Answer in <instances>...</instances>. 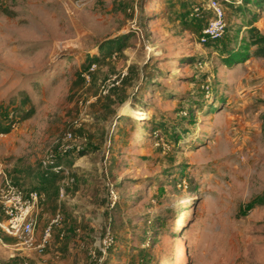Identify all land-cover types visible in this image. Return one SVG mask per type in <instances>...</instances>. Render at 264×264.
<instances>
[{
    "label": "rangeland",
    "instance_id": "obj_1",
    "mask_svg": "<svg viewBox=\"0 0 264 264\" xmlns=\"http://www.w3.org/2000/svg\"><path fill=\"white\" fill-rule=\"evenodd\" d=\"M241 2L212 39L210 0H0V107L34 109L0 163L44 197L39 236L63 219L43 254L0 234V264H264V6Z\"/></svg>",
    "mask_w": 264,
    "mask_h": 264
},
{
    "label": "built area",
    "instance_id": "obj_2",
    "mask_svg": "<svg viewBox=\"0 0 264 264\" xmlns=\"http://www.w3.org/2000/svg\"><path fill=\"white\" fill-rule=\"evenodd\" d=\"M71 1L67 0V2L80 8L84 6L86 0ZM209 8L213 12L215 21L205 30V36L219 39L225 33L224 12L219 0H210ZM72 14H74L73 11ZM13 117L14 114L11 113L10 120ZM16 125V123L13 124L11 130L15 129ZM6 135L0 134V138ZM69 150V148H60V151L66 154ZM50 160V169L56 174H69L63 166L57 165L53 157ZM0 177L2 179L0 186V232L5 237H12L21 241V245L26 251L43 254L52 242L55 229L62 224L61 214L56 215L43 231L42 237L37 240L35 236L37 226L35 213L44 197L37 191H26L16 186L9 179L2 163H0ZM68 179L73 182V179ZM60 195L62 197L65 195L64 187L61 189ZM0 242L3 243L2 240Z\"/></svg>",
    "mask_w": 264,
    "mask_h": 264
},
{
    "label": "trees",
    "instance_id": "obj_3",
    "mask_svg": "<svg viewBox=\"0 0 264 264\" xmlns=\"http://www.w3.org/2000/svg\"><path fill=\"white\" fill-rule=\"evenodd\" d=\"M244 5H254L257 8H263L264 6V0H241ZM258 17H254L252 19L251 23V29L249 30L250 38L252 39L251 46L257 47V50L255 54L258 57L264 58V38H257V34H259V29L256 27H253L255 23H257ZM27 103H30V101H26L20 109H17L16 111L8 110V109H1L0 107V134H9L11 132V126L15 123L25 122L26 120L30 119L34 114V109L31 108L27 113L23 114L21 118L18 117V114L22 111L21 109L25 108ZM13 113L14 117L10 120L9 116ZM53 175L56 176V173L54 171H51ZM60 176V175H59ZM26 190V189H24ZM26 191H32V190H26ZM36 191V190H34ZM42 195V194H41ZM2 235V233L0 232Z\"/></svg>",
    "mask_w": 264,
    "mask_h": 264
},
{
    "label": "bare ground",
    "instance_id": "obj_4",
    "mask_svg": "<svg viewBox=\"0 0 264 264\" xmlns=\"http://www.w3.org/2000/svg\"><path fill=\"white\" fill-rule=\"evenodd\" d=\"M131 112H132V106H130V104H127L126 106L121 108V114L123 116L130 114ZM141 119H145V118L142 117Z\"/></svg>",
    "mask_w": 264,
    "mask_h": 264
},
{
    "label": "crops",
    "instance_id": "obj_5",
    "mask_svg": "<svg viewBox=\"0 0 264 264\" xmlns=\"http://www.w3.org/2000/svg\"><path fill=\"white\" fill-rule=\"evenodd\" d=\"M35 215H36V219H37V220H36V221H37L36 229H37V228H38V225H39V215H40V209H39V207H38V209H37ZM35 236H36V239H37V240H39V239L42 237V236H39V235L37 234V230H36Z\"/></svg>",
    "mask_w": 264,
    "mask_h": 264
}]
</instances>
